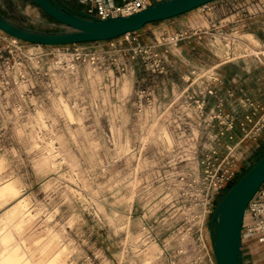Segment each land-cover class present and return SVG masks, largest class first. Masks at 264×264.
<instances>
[{
  "label": "rangeland",
  "instance_id": "1",
  "mask_svg": "<svg viewBox=\"0 0 264 264\" xmlns=\"http://www.w3.org/2000/svg\"><path fill=\"white\" fill-rule=\"evenodd\" d=\"M0 10L31 28H67L29 0H0ZM219 32L199 17L62 53L12 45L0 30V185L18 190L0 203V264L12 251L29 264H197L187 229L203 214L198 179L213 131L179 106L185 97L171 102L187 69L217 62ZM193 47L200 60L186 56ZM214 206L203 234L217 264L207 236Z\"/></svg>",
  "mask_w": 264,
  "mask_h": 264
},
{
  "label": "built area",
  "instance_id": "2",
  "mask_svg": "<svg viewBox=\"0 0 264 264\" xmlns=\"http://www.w3.org/2000/svg\"><path fill=\"white\" fill-rule=\"evenodd\" d=\"M80 2L92 1L93 5L87 9V15H93L96 18L106 19L111 17H118L120 15H129L140 11L156 2L162 0H123L122 3L114 4L106 0H79ZM207 4L202 7H207ZM136 31L128 32L125 37H135ZM218 48L220 50L219 58L224 61H235L241 56H252L254 59L263 63L264 47L255 39H247L244 37L232 36V33L219 32ZM256 42V43H255ZM10 43L12 45L30 44L35 49L43 48L45 46H53V49L65 52L71 44L65 45H39L25 42L18 38L10 36ZM85 43V42H83ZM75 43L73 45H77ZM240 44V45H239ZM247 46L251 52L238 53L237 47ZM214 72L210 68H193L187 71L188 84L185 89L181 90L176 99L171 104H176L177 100L185 97L180 101L181 107L190 109L191 113H199L201 121L212 128L210 132L212 143L203 150V158L201 160V177L198 179L200 186V197L204 205L202 215H190L191 220L198 217L197 222H193L187 229L194 240V244L199 247L201 255L196 260L197 264H216L210 257V252L204 240V219L208 212H212L213 203L216 204L218 196L222 194L226 186L232 182L242 170L240 162L243 157L238 153V144H224L221 145V138L226 133L230 132L234 127V118L224 113V100L220 97L219 88L213 82L215 81ZM215 98L216 102L212 107H209L210 99ZM245 102L253 108V111L245 115V119L241 122V127L244 131L242 140H256L264 129V113L255 119L257 105H255L248 97ZM196 110V111H195ZM188 120L194 121V115L187 116ZM217 126V129L214 128ZM210 128V130H211ZM230 138L232 136L230 135ZM215 208V206H214ZM256 236L264 243V183L257 190L253 198L247 205L245 217L242 227V237ZM201 260V261H200ZM206 261V262H204Z\"/></svg>",
  "mask_w": 264,
  "mask_h": 264
},
{
  "label": "water",
  "instance_id": "3",
  "mask_svg": "<svg viewBox=\"0 0 264 264\" xmlns=\"http://www.w3.org/2000/svg\"><path fill=\"white\" fill-rule=\"evenodd\" d=\"M46 15L67 27L39 30L7 17L0 10V30L25 42L65 45L111 40L145 25L189 12L214 0H162L129 15L96 18L66 7L57 0H29ZM264 183V154L223 194L211 217L210 236L217 264H242L241 236L247 205Z\"/></svg>",
  "mask_w": 264,
  "mask_h": 264
},
{
  "label": "crops",
  "instance_id": "4",
  "mask_svg": "<svg viewBox=\"0 0 264 264\" xmlns=\"http://www.w3.org/2000/svg\"><path fill=\"white\" fill-rule=\"evenodd\" d=\"M106 1L114 4L123 2V0ZM57 2L83 13H86L87 9L93 5L92 1L57 0ZM195 9L199 12L198 15L191 14ZM195 9L155 22L161 23L156 31L148 29L147 24L136 31L135 37L149 34V32L153 34L157 31L170 32L174 27L180 29L183 23H195L199 17H205L208 27L218 23V29L225 33L252 35V38L264 47V0H214L205 8L200 6ZM201 12L204 14H200ZM198 42L196 38L193 39V43ZM193 48L186 53V56L193 60H200L198 58L200 53L194 51L196 47ZM216 61L202 62L201 65L204 69L212 66L211 70L216 78L213 83L218 86L220 97L224 100V113L234 118V127L221 138V145L239 143L238 153L240 157H243L240 165L245 167L251 163V159L258 150L264 149V129L256 140H242L244 131L241 127L245 115L253 111V108L245 102L246 97L257 105L255 119L264 113V57L263 63L252 56H241L235 61H224L222 58ZM215 102V98L212 97L209 107H212ZM210 228L211 217L207 227V236L211 240ZM240 255L242 264H264V243L256 236L242 237Z\"/></svg>",
  "mask_w": 264,
  "mask_h": 264
},
{
  "label": "bare ground",
  "instance_id": "5",
  "mask_svg": "<svg viewBox=\"0 0 264 264\" xmlns=\"http://www.w3.org/2000/svg\"><path fill=\"white\" fill-rule=\"evenodd\" d=\"M17 193H18V190H17V188H16V186H15L13 181L9 180V181L1 184L0 185V203L5 201L8 197L9 198L12 197V196L15 197L16 195H18ZM24 205H25L24 200H20L18 202V204L16 205V209H15V211H17L16 213H18V210H21L24 207ZM18 218H19V216H18ZM23 262H25V261H23V260H22V262L18 261L17 258H16L15 252L12 251L10 253L9 257L7 259L3 260L2 264H29L28 262H25V263H23Z\"/></svg>",
  "mask_w": 264,
  "mask_h": 264
},
{
  "label": "trees",
  "instance_id": "6",
  "mask_svg": "<svg viewBox=\"0 0 264 264\" xmlns=\"http://www.w3.org/2000/svg\"><path fill=\"white\" fill-rule=\"evenodd\" d=\"M66 7H68L67 5H65ZM69 8V7H68ZM71 9V8H70ZM157 22V21H156ZM155 23V22H152ZM264 154V149H260L258 150L255 154L254 157L251 159V163L248 164L247 166L243 167L242 170L240 171V173L237 175V177L230 182L226 188L224 189V191L222 192V194L219 196V198L216 201V204L219 202V200L221 199V197L223 196V194L227 191V189L237 180L239 179L257 160H259L261 158V156Z\"/></svg>",
  "mask_w": 264,
  "mask_h": 264
}]
</instances>
